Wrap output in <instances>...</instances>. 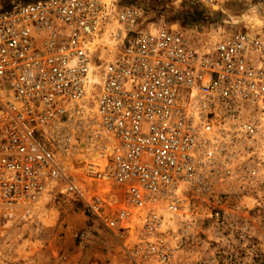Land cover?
<instances>
[{"label": "built area", "instance_id": "1", "mask_svg": "<svg viewBox=\"0 0 264 264\" xmlns=\"http://www.w3.org/2000/svg\"><path fill=\"white\" fill-rule=\"evenodd\" d=\"M263 145L264 30L218 27L195 45L119 0L0 10V255L15 227L61 202L129 239L142 264L252 254L219 189L257 177L244 162Z\"/></svg>", "mask_w": 264, "mask_h": 264}, {"label": "rangeland", "instance_id": "2", "mask_svg": "<svg viewBox=\"0 0 264 264\" xmlns=\"http://www.w3.org/2000/svg\"><path fill=\"white\" fill-rule=\"evenodd\" d=\"M27 1L33 0H0V10ZM119 1L123 6L142 7L149 26L175 30L195 45L209 43L218 27L226 33L264 30V0L213 8L191 7L175 0ZM244 164L247 171L255 168L257 177L247 174L244 181L237 180L219 190L225 191L220 196L224 211L249 224L253 234L249 241L252 254L241 249L237 257L213 256L210 254L213 248L210 247L204 254L194 256V264H264V207H255V200L263 201L264 198V145ZM51 211L57 213L56 223L52 228H45L42 222ZM86 218L80 208L67 203L48 206L32 224H21L10 232L8 247L0 255V264H142L131 254L130 242L114 239L113 235L97 229ZM86 220L85 226L91 233L82 238L80 233ZM76 234L78 237L75 239ZM206 241L205 236L200 235V243L203 245Z\"/></svg>", "mask_w": 264, "mask_h": 264}, {"label": "bare ground", "instance_id": "3", "mask_svg": "<svg viewBox=\"0 0 264 264\" xmlns=\"http://www.w3.org/2000/svg\"><path fill=\"white\" fill-rule=\"evenodd\" d=\"M95 159L98 161V154L95 155ZM110 188H108L109 190ZM52 212V211H51ZM50 213V212H49ZM46 216V215H45ZM43 219V218H42ZM56 219H57V213L56 212H52L49 214V217H47L46 219L44 218L43 220V226L45 228H52L54 227L55 223H56ZM125 242H130L129 239H123Z\"/></svg>", "mask_w": 264, "mask_h": 264}, {"label": "trees", "instance_id": "4", "mask_svg": "<svg viewBox=\"0 0 264 264\" xmlns=\"http://www.w3.org/2000/svg\"><path fill=\"white\" fill-rule=\"evenodd\" d=\"M34 1V0H33ZM27 2H29V1H27ZM26 3V2H25Z\"/></svg>", "mask_w": 264, "mask_h": 264}]
</instances>
